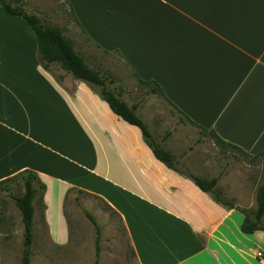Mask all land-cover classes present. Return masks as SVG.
<instances>
[{
  "label": "crops",
  "instance_id": "1",
  "mask_svg": "<svg viewBox=\"0 0 264 264\" xmlns=\"http://www.w3.org/2000/svg\"><path fill=\"white\" fill-rule=\"evenodd\" d=\"M63 1L79 32L122 56L140 84L157 83L180 120L244 155L264 151V0ZM185 160L178 166L205 177ZM26 170L46 185L59 246L74 189L120 217L138 264H264V232L244 234L240 211L156 159L94 86L58 65L44 70L34 32L0 7V181Z\"/></svg>",
  "mask_w": 264,
  "mask_h": 264
},
{
  "label": "rangeland",
  "instance_id": "2",
  "mask_svg": "<svg viewBox=\"0 0 264 264\" xmlns=\"http://www.w3.org/2000/svg\"><path fill=\"white\" fill-rule=\"evenodd\" d=\"M6 1L14 8L37 14L47 25L62 29L75 43L77 52L111 79L109 88L122 90L123 99L138 106V115L158 142L169 147L176 158L192 163L191 169L195 173L207 179L220 177L218 188L224 198L244 209L255 210L256 191L264 181V156L244 155L222 145L213 136L201 135L195 127L180 120L178 113L160 96L147 93L149 88L137 81L122 56L106 54L79 32L63 0ZM55 72L60 75V68L56 67ZM179 168L189 171L186 164ZM13 187L16 193L23 192L18 185ZM34 208L31 264H138L122 220L95 196L77 191L67 196L64 214L69 240L63 246L50 238L44 207L38 199ZM0 211V264H21L24 248L22 217L14 200L5 193L0 194ZM87 212L101 228L98 255L96 229ZM54 217L58 218L56 211Z\"/></svg>",
  "mask_w": 264,
  "mask_h": 264
},
{
  "label": "trees",
  "instance_id": "3",
  "mask_svg": "<svg viewBox=\"0 0 264 264\" xmlns=\"http://www.w3.org/2000/svg\"><path fill=\"white\" fill-rule=\"evenodd\" d=\"M0 7L12 15L21 17L34 32L38 44V59L44 70H49L52 65H58L67 73L71 74L75 79L87 82L94 86L114 114L140 130L144 142L151 149L156 159L162 162L169 169L192 180L194 184L203 192L210 193L216 203L224 206L225 208L240 211L244 215V221L241 225V231L244 234H254L257 231L264 232V181L256 191L255 210L251 211L236 207L232 201L223 197L222 192L218 188L219 177L207 179L179 168V162L176 156L155 139L149 130L148 125L138 115L137 106H130L125 100H123L122 94L118 90L109 88L108 84L111 82V79H109L108 76L102 73L99 69L91 67L86 62L85 58L76 51L74 42L64 34L62 29L56 26L47 25L37 14H30L20 8L12 7V5L6 0H0ZM141 83L149 88L147 91L148 94L164 96L162 88L157 83L153 81L145 82L142 80ZM193 124L195 125V123ZM199 128H201L204 132L211 133L213 137L222 145L230 148H236L234 145L225 143L221 140L214 133V131H208L202 127ZM260 156H264V151L255 157ZM14 185L21 187L23 192L21 194L16 193L13 187ZM45 191L46 185L40 180L38 174L31 170L20 172L12 177L0 181V194L5 193L14 200L22 217L24 226V248L22 251L21 264H31L32 245L34 241V202L38 199L45 210L43 201ZM72 191H74V189L68 191L67 196ZM78 192L80 194L84 193L81 190ZM106 206L112 211L110 206ZM86 215L96 229V250L98 255L101 228L92 214L87 212ZM1 220L2 215L0 211V223Z\"/></svg>",
  "mask_w": 264,
  "mask_h": 264
},
{
  "label": "built area",
  "instance_id": "4",
  "mask_svg": "<svg viewBox=\"0 0 264 264\" xmlns=\"http://www.w3.org/2000/svg\"><path fill=\"white\" fill-rule=\"evenodd\" d=\"M256 256L261 260H264V252H258Z\"/></svg>",
  "mask_w": 264,
  "mask_h": 264
}]
</instances>
